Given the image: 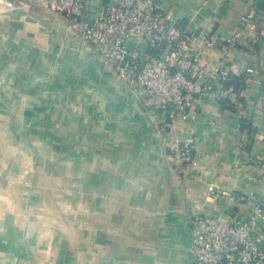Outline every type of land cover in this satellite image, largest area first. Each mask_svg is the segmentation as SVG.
<instances>
[{"label":"crops","instance_id":"crops-1","mask_svg":"<svg viewBox=\"0 0 264 264\" xmlns=\"http://www.w3.org/2000/svg\"><path fill=\"white\" fill-rule=\"evenodd\" d=\"M155 2L189 32L241 36L230 63L238 87L213 72L194 117L171 133L196 137L200 162L186 175L170 158L165 116L149 113L91 45L68 30L60 38L66 19L40 0H0V264H195L193 218L256 217L264 0ZM102 11L89 2L90 17ZM220 56L213 49L210 61ZM210 187L227 195L208 199Z\"/></svg>","mask_w":264,"mask_h":264},{"label":"built area","instance_id":"built-area-1","mask_svg":"<svg viewBox=\"0 0 264 264\" xmlns=\"http://www.w3.org/2000/svg\"><path fill=\"white\" fill-rule=\"evenodd\" d=\"M1 1L21 7L29 0ZM40 1L67 20V30L93 47L119 83L141 98L149 113L165 116L161 130L170 139V158L178 163L179 173L186 175L197 166L196 137L187 131L185 138H171V133L180 120L194 117L193 99L207 97L213 72L223 85L232 80L230 63L241 36L184 30L169 20L155 0H99L103 11L91 17L89 2L93 0ZM248 18L252 20L254 15ZM213 49L220 50L221 56L210 61ZM255 137L264 138V134ZM222 195L227 193L210 187L207 198ZM254 211L256 217L246 220L193 218L195 264H264V201L258 199Z\"/></svg>","mask_w":264,"mask_h":264},{"label":"trees","instance_id":"trees-1","mask_svg":"<svg viewBox=\"0 0 264 264\" xmlns=\"http://www.w3.org/2000/svg\"><path fill=\"white\" fill-rule=\"evenodd\" d=\"M239 81V79H237L235 76L232 78V80H230V81H227L226 82V85L227 86H237L238 87V84H237V82Z\"/></svg>","mask_w":264,"mask_h":264},{"label":"water","instance_id":"water-1","mask_svg":"<svg viewBox=\"0 0 264 264\" xmlns=\"http://www.w3.org/2000/svg\"><path fill=\"white\" fill-rule=\"evenodd\" d=\"M57 19H60L62 21V18H57ZM65 24V26L62 28V33L60 34V38H62L63 36V33L66 32L67 30V21H63Z\"/></svg>","mask_w":264,"mask_h":264}]
</instances>
